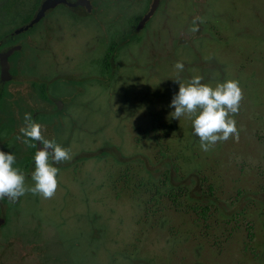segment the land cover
I'll use <instances>...</instances> for the list:
<instances>
[{"label":"rangeland","instance_id":"1","mask_svg":"<svg viewBox=\"0 0 264 264\" xmlns=\"http://www.w3.org/2000/svg\"><path fill=\"white\" fill-rule=\"evenodd\" d=\"M113 9L105 7V32ZM197 16L204 22L192 33ZM79 31L56 34L61 55L50 79L63 85L51 90L70 101L65 109H44L31 94L37 65L27 62L17 72L24 109L9 115L16 122L20 111L24 124L26 113H46L36 122L72 158L54 165L53 198L29 192L0 204L7 219L0 264H264V0H167L146 43L119 52L111 74L77 90L75 79H96L97 60L108 53L96 49L100 29ZM196 75L213 87L239 81V142L230 138L204 152L191 119L170 116L175 81ZM167 165L175 185L193 198L201 193L206 218L195 202H174L165 188L149 185Z\"/></svg>","mask_w":264,"mask_h":264},{"label":"flooded vegetation","instance_id":"2","mask_svg":"<svg viewBox=\"0 0 264 264\" xmlns=\"http://www.w3.org/2000/svg\"><path fill=\"white\" fill-rule=\"evenodd\" d=\"M47 1L0 0V56L11 52L8 58L10 79L3 80L0 64V149L15 155L16 165L14 167L19 168L28 180L31 179V174L34 171V155L40 145L37 144V148L27 147V150L20 146V140H17L16 136L20 134L19 129L23 126V115L19 111L15 122L8 112V109H24L20 105L24 103V96L20 90H15V87H20L24 82L20 78L21 75L17 73L21 71V66L27 62L38 66L39 77L30 82L31 94L46 104L44 109L61 111L68 106L70 101L57 95L62 94L61 92L55 91L54 93L51 90L53 86L61 87L63 85L58 84L57 81L60 80L50 79L54 72L52 67L60 61L58 56L61 55L57 49L56 34L62 33L71 26L80 29L79 32L83 34L92 27L100 29V38L95 44L96 49L101 50L105 47L108 53L105 57L97 60L96 79H75V88L80 90L81 85L86 86L89 82L98 83L105 71L107 74H111L113 63L119 56V52L146 43L153 21L157 19L163 7L167 6V0H160L155 13L145 21L151 12L153 0H63L55 7L45 10L40 19L35 22ZM108 3L114 7L112 15H109V17H113V21L108 26V31L105 32V7ZM19 22L21 23L14 27V24ZM26 27L28 28L26 31L19 33ZM50 35L52 37H49ZM20 54L23 59L16 58ZM17 59L19 66H16ZM107 62L110 64V70L105 68ZM46 70L49 71L48 74L45 73ZM39 78L42 79L37 80ZM70 81L73 82V79ZM10 101H13L15 106L10 107ZM45 114L37 113L33 120H42ZM46 138L50 139L48 136ZM26 179L25 182L28 181ZM1 203L9 204L6 198L0 200ZM0 217L4 218L7 224V219L1 213Z\"/></svg>","mask_w":264,"mask_h":264},{"label":"clouds","instance_id":"3","mask_svg":"<svg viewBox=\"0 0 264 264\" xmlns=\"http://www.w3.org/2000/svg\"><path fill=\"white\" fill-rule=\"evenodd\" d=\"M198 22L203 23L204 19L195 17L189 31H199ZM174 68L183 71L184 65L177 62ZM202 80V76L196 75L186 84L175 81L179 84V91L172 98L170 107L175 111L170 116L176 120L181 117L191 119L194 134L199 138L200 148L204 152L230 138L239 142V131L233 118L239 113L244 99L239 81L226 80L213 87L202 83ZM19 133L16 139L26 147L37 148V144L40 145L34 155L35 168L31 174L34 186H26L24 173L14 167L15 155L0 151V200L7 198L11 203H16L29 192L43 199L53 198L59 186V169L54 165L69 161L72 158L71 149L46 138L45 127L33 120L29 113L24 115V124Z\"/></svg>","mask_w":264,"mask_h":264},{"label":"trees","instance_id":"4","mask_svg":"<svg viewBox=\"0 0 264 264\" xmlns=\"http://www.w3.org/2000/svg\"><path fill=\"white\" fill-rule=\"evenodd\" d=\"M105 68L110 70L111 67L108 62L106 63ZM162 154L166 157L165 153ZM167 167V171L161 175L162 177L159 180L158 178L156 179V177H152L151 181H149V185L152 188H155L156 191H161V188H165V194H167L168 198L174 202H178L181 197L195 202L196 205L193 206L195 212L198 213L200 218H206L210 208L203 202L201 193H197L196 198H193L191 195V193H193L192 191L190 192L185 187L181 188V186L175 185L171 178L172 167L171 165H167ZM156 180H158V184L156 183Z\"/></svg>","mask_w":264,"mask_h":264},{"label":"water","instance_id":"5","mask_svg":"<svg viewBox=\"0 0 264 264\" xmlns=\"http://www.w3.org/2000/svg\"><path fill=\"white\" fill-rule=\"evenodd\" d=\"M63 2V0H48L44 6L42 7L41 10V14L38 16V18L35 20V22H37L40 17L42 16L43 12L45 10H48L49 8L55 7L56 5H58L59 3ZM159 2L160 0H153V5L151 8V12L149 13V15H147L145 21H147L157 10L158 6H159ZM33 25V24H32ZM28 28H24L22 29L19 33H22L24 31H26ZM11 55V52H9L8 54H4L0 56V64H1V68H2V78L3 80H8L10 79V64H9V56ZM6 224V220L2 217H0V227Z\"/></svg>","mask_w":264,"mask_h":264}]
</instances>
